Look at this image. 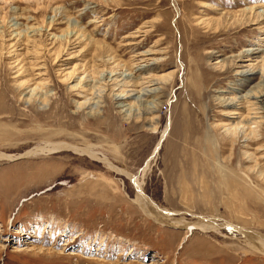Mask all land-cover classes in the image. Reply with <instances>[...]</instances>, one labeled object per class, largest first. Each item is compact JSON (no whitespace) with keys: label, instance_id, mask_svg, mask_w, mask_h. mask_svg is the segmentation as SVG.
I'll return each instance as SVG.
<instances>
[{"label":"rangeland","instance_id":"1","mask_svg":"<svg viewBox=\"0 0 264 264\" xmlns=\"http://www.w3.org/2000/svg\"><path fill=\"white\" fill-rule=\"evenodd\" d=\"M262 61L264 0H0V264H264L235 232L149 220L130 177L88 156L22 157L93 146L161 208L264 234V124L227 134L248 108L221 105Z\"/></svg>","mask_w":264,"mask_h":264},{"label":"bare ground","instance_id":"2","mask_svg":"<svg viewBox=\"0 0 264 264\" xmlns=\"http://www.w3.org/2000/svg\"><path fill=\"white\" fill-rule=\"evenodd\" d=\"M13 26L18 27L17 24ZM253 55H254V52H248L247 54L240 56V59L243 60L246 58L248 62L249 58H251ZM241 68H245V70H242L240 72L237 71L236 72L237 74H240V75L241 74L242 75L258 74L261 76V80L259 83L254 85L251 89H249L247 92V95H244V97L240 99L239 98L230 99V100L225 99L221 102V105L224 108L234 107L239 104L247 105L248 113H249V116H247L246 118H242V120L239 122L238 125L233 126V127L231 126L225 132H227V134L229 133L233 135L234 137H238L241 133L250 131V135L256 136L257 129L259 128L262 129V126L264 124V62L260 66L248 65L247 67H240V69ZM153 92H157V90L156 89H153V90L143 89L141 92H138V94H136L138 97L134 95H129V96L128 95H116V99L119 100L118 102H122V104H120L119 107L121 109L122 108L124 109V107H127V106L123 105V103L128 98L137 97L136 99L140 101L143 96L151 94ZM101 93L102 92L100 91V94ZM133 93L135 94V92ZM99 98L101 97L99 96ZM151 104L152 103L145 104L146 108L143 111L145 112L144 114L153 113L152 112L153 107L150 106ZM87 105H90L91 109L94 107V106L92 107L93 104H91L89 100H87L83 106L86 107ZM132 110H133V107L130 106L129 109L123 110V111L126 112L127 116L130 118L132 117ZM236 115H240V114L235 113V116ZM252 126H254L255 128H252ZM165 136H166V133L164 134L161 144L160 143L157 144L158 146L155 148L151 159L148 161V163L145 165V168L142 170L143 173L146 172V169H148L151 161H153V159H155L157 155L159 154L160 152L159 150H161L162 148V144H163V140ZM59 151H71L74 153H78L80 155L88 156L90 159L96 160L102 163L110 170L115 171L117 174H120V175L124 174L130 177L129 179L133 181L134 189L136 191V196L133 202L140 208L142 213L149 220L155 221L158 225L168 226V227L178 228V229H184L188 231V234L193 233V231H201L207 234L222 233V231L235 232L237 233V235L242 237V241L245 243V246H248L249 248L253 249L257 253L264 255V234L258 231H255L253 229L241 227L232 222H228L226 220H222V219L215 218V217L206 218V217L199 216L193 221L188 220L179 214H176L174 212L161 208L160 206L156 205L153 202V200H151L147 195L146 196L144 195L143 186L139 179H136L135 177H133L132 174H130L125 169H121L117 167L116 165H114L110 159H108L105 155H102L101 153L96 151L93 146H88L84 148V147H79V146H75V145L64 143V142L47 143V144L38 146L28 151L22 157L50 155V154H53ZM0 157L11 159V156H7V155H0Z\"/></svg>","mask_w":264,"mask_h":264}]
</instances>
